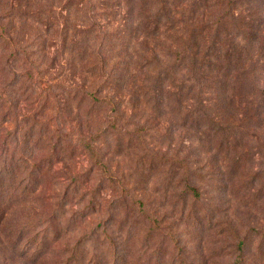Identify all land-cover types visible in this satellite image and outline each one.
<instances>
[{
  "label": "trees",
  "instance_id": "obj_1",
  "mask_svg": "<svg viewBox=\"0 0 264 264\" xmlns=\"http://www.w3.org/2000/svg\"><path fill=\"white\" fill-rule=\"evenodd\" d=\"M229 15L226 0L0 1V246L35 261L57 255L60 264H106L114 253L118 264L119 240L100 261L86 252L101 226L107 237L108 227L135 229L134 219L117 225L123 211L143 214L139 230L160 229L144 217L142 180L121 178L114 161L137 145L139 160L159 157L147 140L159 130L154 117L183 101L205 110L242 83L245 48L223 27ZM211 120L212 145L233 147L227 126ZM65 206L85 228L54 250L56 230L40 220L63 218ZM101 215L110 223L94 226Z\"/></svg>",
  "mask_w": 264,
  "mask_h": 264
},
{
  "label": "rangeland",
  "instance_id": "obj_2",
  "mask_svg": "<svg viewBox=\"0 0 264 264\" xmlns=\"http://www.w3.org/2000/svg\"><path fill=\"white\" fill-rule=\"evenodd\" d=\"M226 5L230 15L223 27L241 39L245 48L247 69L242 83L238 88L231 84L222 102L207 104L205 110L183 101L170 107L172 113L154 117L151 126L158 124L159 130L151 131L147 140L153 142L150 149L157 147L153 151L161 153L159 157L139 160L143 152L137 145L115 159L121 178L123 175L127 182L135 183L142 180L138 184L146 188L144 217L150 230L155 221L160 229L150 234L144 228L139 230L143 214L127 216L121 211L115 216L117 225L134 219L135 229L108 227L112 236L107 237L101 226L102 235L86 251L96 255V260L103 259L102 251L109 242L119 240L118 264H235L238 260L241 264H264V0H226ZM18 22L13 20V24ZM255 29L262 33L259 30L253 38ZM192 74L199 76L196 70ZM193 109L200 116L191 115ZM212 116L227 126L233 147L218 150L212 145V136H208L212 134ZM191 183L198 187L195 197L187 194L192 192ZM75 210L64 208L62 222L64 217H41L42 227L56 230L54 241L48 243L54 250L58 244L70 246L84 231V224L69 221ZM101 216L91 223H110ZM99 241L104 243L98 245ZM114 258V253L110 254L106 264H113ZM61 260L57 255L29 260L9 246H0V264H60Z\"/></svg>",
  "mask_w": 264,
  "mask_h": 264
}]
</instances>
